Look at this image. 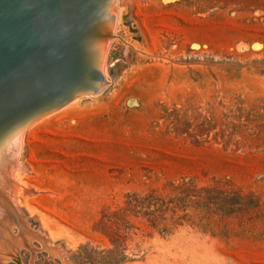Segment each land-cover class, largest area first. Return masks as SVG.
Returning <instances> with one entry per match:
<instances>
[{
	"label": "rangeland",
	"instance_id": "1",
	"mask_svg": "<svg viewBox=\"0 0 264 264\" xmlns=\"http://www.w3.org/2000/svg\"><path fill=\"white\" fill-rule=\"evenodd\" d=\"M118 2V79L25 134L2 264H264V0Z\"/></svg>",
	"mask_w": 264,
	"mask_h": 264
},
{
	"label": "water",
	"instance_id": "2",
	"mask_svg": "<svg viewBox=\"0 0 264 264\" xmlns=\"http://www.w3.org/2000/svg\"><path fill=\"white\" fill-rule=\"evenodd\" d=\"M73 2L0 0V108L21 106L43 94L62 105L72 98L71 86L86 81L90 85L85 73L90 69L88 59L78 50L77 36L84 35L93 2L81 0L78 10ZM90 75L93 82L101 78L95 70ZM6 114H0V130Z\"/></svg>",
	"mask_w": 264,
	"mask_h": 264
},
{
	"label": "bare ground",
	"instance_id": "3",
	"mask_svg": "<svg viewBox=\"0 0 264 264\" xmlns=\"http://www.w3.org/2000/svg\"><path fill=\"white\" fill-rule=\"evenodd\" d=\"M92 2L93 9L90 8L89 10H93V12H90L89 16H86V25L83 26L85 28L83 32L84 35H78L77 40L79 42L78 50L82 53H90V56H92L93 59V64L89 66L90 69L85 72L86 75L89 76L87 78H90L91 70L98 72L101 77L99 80L92 82V84L89 83V86L92 85L91 89H99L98 93L96 92L99 94V92L101 93L104 88L106 89L109 82L107 74L110 73L106 72V68L109 67L108 70L113 68H110V66L106 67V58L107 51L110 49L109 47L111 44L108 37L110 36V33L116 29L118 21L119 2L118 0H92ZM73 16H75V14ZM72 49L74 50V47ZM113 63L115 62H112V65ZM123 67L124 66H121L118 69H122ZM70 71L72 72V70ZM118 71L119 70L115 71L117 73H111L110 76L117 78V76H119ZM88 81L90 82L91 80L89 79ZM85 83H87V81ZM85 83L79 84L78 86L81 88L78 89L77 87V91L70 85V91H74V93L72 94V98L67 97V100L62 105L61 103L50 101V95L43 94L39 96L40 98H32L30 99L31 101H28L27 103L25 102L21 106L18 105L14 108L5 107V110L4 108H0V114L7 113V119L4 123L5 125L0 130V223L2 224L0 226V264L3 262L5 263V260L7 259H14L18 257L19 252L17 251V244L23 246L28 242L30 246L32 238L34 236L36 237V233H26L28 228H26L27 224L24 213L21 211V204L18 202V183H16L17 181L15 177L16 171L22 168L20 166L19 158L22 152L25 134L42 118L51 114L53 111L56 112V110H60L62 107L64 108L66 104L72 102L76 98H79L78 96L80 94H91V96L92 94H95L94 90L89 89V86H87L88 84ZM40 101L45 102V104L36 107L35 105L32 106V104ZM17 224L19 225L18 227H20V231L26 230L24 234L25 236L21 233L18 236L14 234L12 226ZM8 242L9 244L12 243L13 247L10 246Z\"/></svg>",
	"mask_w": 264,
	"mask_h": 264
},
{
	"label": "trees",
	"instance_id": "4",
	"mask_svg": "<svg viewBox=\"0 0 264 264\" xmlns=\"http://www.w3.org/2000/svg\"><path fill=\"white\" fill-rule=\"evenodd\" d=\"M175 200H181V197L179 198V197H177V198H175Z\"/></svg>",
	"mask_w": 264,
	"mask_h": 264
}]
</instances>
